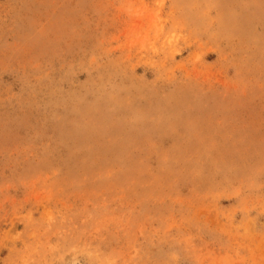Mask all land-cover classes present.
<instances>
[{
	"label": "rangeland",
	"instance_id": "rangeland-1",
	"mask_svg": "<svg viewBox=\"0 0 264 264\" xmlns=\"http://www.w3.org/2000/svg\"><path fill=\"white\" fill-rule=\"evenodd\" d=\"M0 264H264V0H0Z\"/></svg>",
	"mask_w": 264,
	"mask_h": 264
}]
</instances>
